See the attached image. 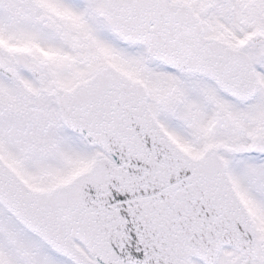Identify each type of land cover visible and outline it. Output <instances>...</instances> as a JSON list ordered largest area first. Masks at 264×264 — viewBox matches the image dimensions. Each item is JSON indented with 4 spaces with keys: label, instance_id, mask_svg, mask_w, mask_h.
Wrapping results in <instances>:
<instances>
[{
    "label": "snow or ice",
    "instance_id": "obj_1",
    "mask_svg": "<svg viewBox=\"0 0 264 264\" xmlns=\"http://www.w3.org/2000/svg\"><path fill=\"white\" fill-rule=\"evenodd\" d=\"M0 264H264V0H0Z\"/></svg>",
    "mask_w": 264,
    "mask_h": 264
}]
</instances>
